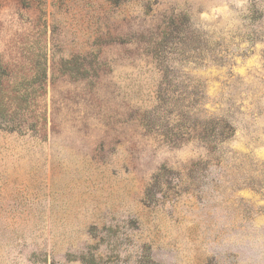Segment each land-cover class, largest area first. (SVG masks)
<instances>
[{
    "label": "rangeland",
    "instance_id": "rangeland-1",
    "mask_svg": "<svg viewBox=\"0 0 264 264\" xmlns=\"http://www.w3.org/2000/svg\"><path fill=\"white\" fill-rule=\"evenodd\" d=\"M0 264H264V0H0Z\"/></svg>",
    "mask_w": 264,
    "mask_h": 264
}]
</instances>
